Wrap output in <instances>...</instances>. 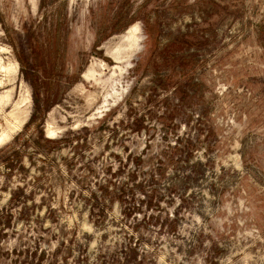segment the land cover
<instances>
[{
	"label": "rangeland",
	"instance_id": "374dc122",
	"mask_svg": "<svg viewBox=\"0 0 264 264\" xmlns=\"http://www.w3.org/2000/svg\"><path fill=\"white\" fill-rule=\"evenodd\" d=\"M5 133L0 264H264V0H0Z\"/></svg>",
	"mask_w": 264,
	"mask_h": 264
},
{
	"label": "bare ground",
	"instance_id": "6f19581e",
	"mask_svg": "<svg viewBox=\"0 0 264 264\" xmlns=\"http://www.w3.org/2000/svg\"><path fill=\"white\" fill-rule=\"evenodd\" d=\"M140 30V29H139ZM135 31H137V32H140V31H138L137 30V27H133V28H131V29H129V32L130 33H132V32H135ZM134 34V36L133 35H131L132 37L131 38H133V37H135V36H137V35H135L136 33H133ZM138 34V33H137ZM130 38V37H129ZM135 38H137V37H135ZM138 40V39H137ZM140 41V40H139ZM134 42V41H133ZM138 43V42H137ZM136 45V44H135ZM133 47V46H132ZM135 47H137V46H135ZM137 49V48H136ZM116 51V50H115ZM126 57V56H125ZM127 57H129V55L127 56ZM122 58V57H121ZM114 68V70L115 69H117V67L116 66H114L113 67ZM49 132L51 133L52 132V130L49 128ZM9 136V133H5V134H3V135H1V137H0V143H2L7 137Z\"/></svg>",
	"mask_w": 264,
	"mask_h": 264
},
{
	"label": "trees",
	"instance_id": "16d2710c",
	"mask_svg": "<svg viewBox=\"0 0 264 264\" xmlns=\"http://www.w3.org/2000/svg\"><path fill=\"white\" fill-rule=\"evenodd\" d=\"M43 134V133H42Z\"/></svg>",
	"mask_w": 264,
	"mask_h": 264
}]
</instances>
